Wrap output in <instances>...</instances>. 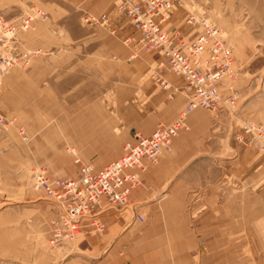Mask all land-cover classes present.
Here are the masks:
<instances>
[{
    "label": "crops",
    "instance_id": "crops-1",
    "mask_svg": "<svg viewBox=\"0 0 264 264\" xmlns=\"http://www.w3.org/2000/svg\"><path fill=\"white\" fill-rule=\"evenodd\" d=\"M116 6L117 0H2L0 9L15 13L4 17L15 18L36 9L49 14V20H40L36 28L19 34L21 49H41V53L28 71L16 69L18 85L28 73H32L33 79L41 80L48 74L50 92L69 91L72 75L81 74L88 59L106 57L109 64H116L110 57H129L130 50L122 38L132 35L134 28L128 18L117 12ZM85 13H106L109 21L105 26L91 27L83 22ZM186 16V5L176 2L165 28L194 38L200 28L190 26ZM112 28L116 29V35L109 32ZM254 37L252 34L251 38ZM233 41L235 64L241 70L238 85L241 113L264 125V67L243 68L250 51L248 41L241 33H233ZM43 57L49 61L48 67ZM74 59L80 61L74 65ZM122 69H116L119 75L110 85L111 103L128 105L130 129L149 135L157 122L170 118L164 92L149 77L150 69L139 61L123 64ZM162 74L173 85H180L179 77ZM256 74L262 80L250 81L249 76ZM182 94L174 106L181 108L185 104ZM52 96L49 94L50 100ZM64 100L67 104V98ZM103 104H110V100ZM188 125L189 129L180 131L172 148L156 163H149L145 171L134 169L141 184L132 190L128 204L112 210L111 207L98 209V218L106 224L104 232L96 234L94 225L85 221L82 254L86 252L91 261L264 264L262 153L257 148L234 143L208 110L196 109L190 114ZM113 129L116 131L113 139L120 142V127ZM237 246L247 253L242 251L234 258Z\"/></svg>",
    "mask_w": 264,
    "mask_h": 264
},
{
    "label": "rangeland",
    "instance_id": "rangeland-1",
    "mask_svg": "<svg viewBox=\"0 0 264 264\" xmlns=\"http://www.w3.org/2000/svg\"><path fill=\"white\" fill-rule=\"evenodd\" d=\"M178 1H182L187 7L185 20L190 26L199 27V33L203 28L198 23L188 22L191 15L204 17L222 29L227 44L232 48L234 61L232 74L221 81V87L228 93L232 87L237 102L233 109L225 107L213 110L197 107L189 111L185 118V125L180 131L189 129L190 114L196 109H205L210 111L216 124H222L225 131L229 133V139L244 148H257L264 157L258 147L246 146L234 138V134L244 123L263 124L251 121L241 113L238 93L241 70L235 64L233 41V33H241L248 41L250 51L247 52L248 57L246 56L245 59L247 63L243 64V68L264 67V0H175L174 5ZM119 4L120 0H117V12L132 22L131 18L119 11ZM37 11L41 14L35 17L32 27L21 30L20 34L36 28L40 20H49V14L43 9H36L33 13L26 11L15 18H8L4 16L15 13L12 10L0 9V16L15 20L25 15L34 16ZM171 11L167 13V20ZM103 14L106 13H85L83 22L91 27L105 26L109 16L106 14L107 18L102 20ZM87 17H96L100 21L90 23L86 20ZM167 20L163 24L165 30H167L164 26ZM132 26L134 28L133 22ZM167 31L176 32L177 30ZM109 32L112 35L117 34L115 28ZM199 33L192 39H195ZM252 34L256 38H251ZM129 36L131 34L122 38L123 44L130 50L129 57L121 59L110 57L116 64H109L106 57L88 59V63L83 64L82 73L72 75L73 83L69 91L58 90L55 93L52 90L50 92L48 74L43 75L41 80L33 79L32 73H28L24 80L21 79V85H18L16 69L28 71L33 60L41 53V49H29L28 64L11 67L0 81V264H97L85 255L86 252L82 254L84 251L81 244L84 237L81 234L82 226L85 221L94 224L93 219L91 217L83 219L79 236L75 240H57L55 234L61 225L64 207L60 206L44 187L37 184L36 176L41 171L50 181L57 178L77 179L81 174V164H92L96 169L100 168L121 157L127 143L136 142L139 137L148 136L141 134L138 130L134 132L130 129L128 105L121 103L114 106L111 103L110 85L117 80L123 64L132 65L134 61H139L140 65L148 67L149 77L160 84L164 92V101L167 102L170 118L157 122L150 134L160 124L172 123L184 110H187L191 90L185 79L171 73L165 57L160 56L156 51L136 49L134 42L126 40ZM182 36L192 40L183 34ZM43 61L48 67L47 58L43 57ZM79 61L74 59V65ZM162 72L179 77L180 85H173L166 79L171 87L163 88L160 78H165ZM249 77L252 82L262 80L259 79L261 78L259 74ZM49 94L53 95L51 100ZM181 94L185 98V104L180 108L178 105L174 106V103ZM64 98H67V104L64 103L66 102ZM109 100L110 104H103ZM114 126L120 127V142L113 139V135L116 134ZM159 158L156 161L145 160V164L148 167L149 163H156ZM103 207H111L110 210H112L121 206L105 205ZM95 218L98 223L104 224L105 231L106 224L98 218V213ZM94 227L96 234L104 232L97 230L95 224ZM242 251L247 253L239 246L234 247V258Z\"/></svg>",
    "mask_w": 264,
    "mask_h": 264
},
{
    "label": "built area",
    "instance_id": "built-area-1",
    "mask_svg": "<svg viewBox=\"0 0 264 264\" xmlns=\"http://www.w3.org/2000/svg\"><path fill=\"white\" fill-rule=\"evenodd\" d=\"M175 0H120L119 11L131 18L134 32L126 40L137 48L156 51L165 57L169 71L185 79L191 90L187 110L172 123L160 124L155 131L129 142L124 153L116 160L95 168L92 164L80 165V177L50 181L44 174H37V184L57 203L64 207L57 240H75L83 219L91 217L97 230L104 231V224L97 222V211L105 205L123 206L129 201L131 191L140 184L135 168L144 171L145 160L156 161L163 151L169 150L179 131L185 125L189 111L197 107L213 110L236 106V94L221 87V81L232 74L233 53L222 29L204 17L191 15L190 24H200L201 33L192 40L185 39L179 31L168 32L163 28L167 13ZM25 15L18 19L0 16V81L15 65L28 64L30 51L20 48L19 32L32 27L35 17ZM106 14L101 19L105 20ZM90 23L99 22L87 17ZM160 78V77H159ZM163 88L171 84L160 78ZM235 112V110H233ZM234 138L246 146H256L264 154V126L244 123ZM93 224V225H94Z\"/></svg>",
    "mask_w": 264,
    "mask_h": 264
}]
</instances>
